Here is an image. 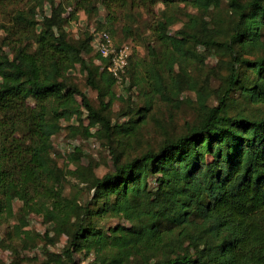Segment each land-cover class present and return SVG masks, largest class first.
<instances>
[{"label":"trees","instance_id":"16d2710c","mask_svg":"<svg viewBox=\"0 0 264 264\" xmlns=\"http://www.w3.org/2000/svg\"><path fill=\"white\" fill-rule=\"evenodd\" d=\"M23 1L0 22V221L17 216L14 227L27 248L39 238L53 243L66 235L60 252L46 251L45 264H80L74 258L80 250L93 253L89 264H264V113L230 111L236 90L247 102H264V0H226L228 20L214 25L207 17L222 0H99L108 13L120 10L131 19L134 9L162 3L155 31L169 50L149 62L145 93L171 100L183 88L194 89L201 117L156 149L125 161L114 154L111 171L83 180L92 189L84 201L65 193L66 171L53 156L51 138L62 121L70 133L82 129L85 135L91 127L110 132L118 125L103 112V100L93 106L71 80V69L78 64L98 96H104L98 81L105 73L108 84L116 79L105 57L94 63L84 55L93 51V32L69 36L64 0H0V7L8 12ZM96 1L72 0V15L76 5L88 16L97 13ZM123 35L130 37L131 29L124 27ZM188 43L229 56L215 105L206 104V93L179 63ZM164 62L170 82L160 71ZM73 115L77 124L70 122ZM30 213L49 225L42 236L26 227ZM102 213L128 223L96 226L92 217Z\"/></svg>","mask_w":264,"mask_h":264},{"label":"rangeland","instance_id":"374dc122","mask_svg":"<svg viewBox=\"0 0 264 264\" xmlns=\"http://www.w3.org/2000/svg\"><path fill=\"white\" fill-rule=\"evenodd\" d=\"M64 0L66 4L65 12L67 17L65 29L71 38L79 36L78 30L88 28L90 32L102 29H109L117 43L127 41L132 46V56L129 60L126 75L121 81L107 82L105 78L99 79V86L104 96H98L95 88L86 83L85 73L77 64L69 71L71 80L83 90L93 106L99 108L101 102L107 106L103 108L111 122L118 125L115 129L107 132L99 129L95 132V127H91L90 133L85 135L82 129L69 132L66 124L62 121V129L52 136V153L57 158V162L66 171L65 193L76 196L80 201L90 197L92 189L88 188L90 179L101 176L113 169L114 154L119 156V160L125 161L134 155L140 154L148 148L156 149L166 137L175 136L186 130L188 124L196 123L201 117V107L198 103V96L194 89L183 88L178 95H174L171 100H164L158 94L147 95V69L153 56L162 58L169 48L162 43L155 31V20L163 7L161 2H157L151 11L144 9H134L131 11L132 17H123L120 10L113 13L99 0L96 1L97 13L86 15L84 10L76 5V12L72 15V0ZM20 2L16 6H8L6 9L0 7V22H6L9 18V11L14 7H22ZM226 0H222L221 7L212 9L207 17L211 25L216 24V20L222 19L224 24L228 20L226 13ZM183 6V3H179ZM48 5H45L47 8ZM188 10L195 12L194 8ZM124 15V12H123ZM39 18V14L37 13ZM129 23V24H128ZM181 26L178 22L170 27L173 32ZM131 29V36L124 37L123 28ZM262 42L259 51L264 53V29L260 36ZM148 45L151 48L148 49ZM189 54L180 58L179 63L190 73L196 85L206 93V104L215 105L217 103L214 90L221 84L222 77L227 73L226 60L229 56L219 54L218 50H206L203 45L194 43L186 44ZM91 53H84L86 59L99 63L101 56L92 48ZM99 58H98V57ZM221 57V58H220ZM160 71L166 82H170L168 65L164 62ZM178 71V65H174L173 72ZM245 77L247 74L245 73ZM109 86V87H108ZM237 101L230 107V111H243L248 114L264 113V102H247L245 97H241L240 91L232 92ZM250 93L248 92L247 95ZM80 101V97L77 96ZM29 103L32 100L29 98ZM147 108V109H146ZM81 124L88 123L87 110L81 107ZM79 118L73 115L71 123L77 124ZM76 146V147H75ZM77 148L76 151L73 149ZM76 157V159H73ZM84 180V181H83ZM14 210L18 208L20 201H13ZM100 211L101 203L95 204ZM29 229L38 232L41 236L48 228L42 217L35 213L27 216ZM0 221V261L3 264H45L48 258L46 251L60 252L66 240V235L61 234L54 239L53 243L39 238L35 245L25 247L22 245L21 236L17 233L14 225L18 222L17 216L4 215ZM93 222L96 226H113L117 223L127 224V220L121 216H111L107 213L95 214ZM74 258L80 264H89L93 258V253L84 254L83 250L76 251Z\"/></svg>","mask_w":264,"mask_h":264},{"label":"built area","instance_id":"2783aa9c","mask_svg":"<svg viewBox=\"0 0 264 264\" xmlns=\"http://www.w3.org/2000/svg\"><path fill=\"white\" fill-rule=\"evenodd\" d=\"M91 44L94 50L108 60L107 70L116 79L121 81L126 75L129 64V56L132 52V46L125 41L115 44L111 33L106 30H97L93 32Z\"/></svg>","mask_w":264,"mask_h":264}]
</instances>
